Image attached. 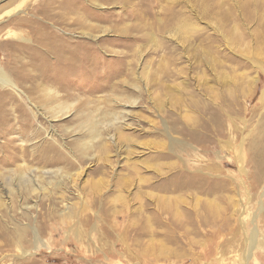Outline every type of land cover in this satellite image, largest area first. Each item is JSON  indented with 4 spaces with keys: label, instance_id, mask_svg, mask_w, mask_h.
I'll list each match as a JSON object with an SVG mask.
<instances>
[{
    "label": "rangeland",
    "instance_id": "obj_1",
    "mask_svg": "<svg viewBox=\"0 0 264 264\" xmlns=\"http://www.w3.org/2000/svg\"><path fill=\"white\" fill-rule=\"evenodd\" d=\"M0 69V264H264V0H0Z\"/></svg>",
    "mask_w": 264,
    "mask_h": 264
},
{
    "label": "bare ground",
    "instance_id": "obj_2",
    "mask_svg": "<svg viewBox=\"0 0 264 264\" xmlns=\"http://www.w3.org/2000/svg\"><path fill=\"white\" fill-rule=\"evenodd\" d=\"M74 3V2H73ZM78 4V3H77ZM251 35V34H250ZM0 83L5 86V85H12L11 84V80L9 79L8 75L2 70L0 69ZM13 86V85H12ZM47 93V92H46ZM263 98H264V93H263ZM60 108V112H67L68 111V106H59ZM70 108V107H69ZM88 125L90 129L94 128V118H91L90 121H88L85 126L87 127ZM31 176V175H30ZM29 176V174H21L17 177H15L14 179L13 178H8L6 180V186L8 189L10 190H13V186L14 184L19 187V188H22V187H28V188H31L32 186L34 187L33 185V179ZM35 183V181H34ZM5 186V187H6ZM9 191V190H8ZM256 240H254V245L256 246ZM256 248V247H255ZM251 255V254H250Z\"/></svg>",
    "mask_w": 264,
    "mask_h": 264
}]
</instances>
